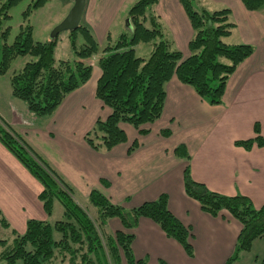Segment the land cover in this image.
<instances>
[{
  "label": "crops",
  "instance_id": "0c3cea01",
  "mask_svg": "<svg viewBox=\"0 0 264 264\" xmlns=\"http://www.w3.org/2000/svg\"><path fill=\"white\" fill-rule=\"evenodd\" d=\"M136 1L85 0L80 24L91 31L100 48L113 45L120 35L128 33L125 21ZM197 2L198 8L208 11L229 9L235 27L225 42L254 48L253 54L227 80L219 105L208 104L173 77L165 87L162 116L146 127L150 133L140 136L134 128L123 125L126 142L99 153L84 141L95 122L110 113L95 97L100 77L98 57L91 63L89 80L66 96L51 118L40 119L30 114L24 103L12 97L9 80L2 92V122L21 134L36 151H41L79 195L87 198L91 190L97 189L112 203L126 208L167 195L170 212L191 229L193 256L189 257L178 243L167 238L155 223L140 219L133 231L132 251L138 260L150 258V264H157L158 260L168 264H224L234 251L240 224L226 212L216 217L206 214L186 195L183 187L186 166L191 178L210 191L226 196L243 195L255 208L264 204V146L242 144L256 137V124L264 139V11H247L241 0ZM73 3H62L64 7L55 14L45 12L52 6L48 0L34 11L33 40H52L51 31L66 17ZM152 13L164 38L186 58L194 31L179 1L158 0ZM166 129L171 133L169 137L160 135ZM131 140L137 141L138 147L129 152ZM181 145L185 146L189 160L174 154ZM102 180L107 186L102 185ZM40 191L41 185L0 144V208L6 220L21 226V233L27 220L46 219L38 200ZM108 229L115 232L121 229V224L111 220ZM253 244L234 264H256L258 257L251 255Z\"/></svg>",
  "mask_w": 264,
  "mask_h": 264
},
{
  "label": "trees",
  "instance_id": "16d2710c",
  "mask_svg": "<svg viewBox=\"0 0 264 264\" xmlns=\"http://www.w3.org/2000/svg\"><path fill=\"white\" fill-rule=\"evenodd\" d=\"M22 0H7L4 8ZM48 0H33L23 12L24 24L12 43H6L9 28L2 32L0 48V75L7 74L18 57L30 56L19 71L11 73V95L21 101L28 112L40 119L51 118L70 93L82 87L90 78L89 59L99 52V44L91 31L80 24L77 30L66 32L74 55L72 61L57 60L56 39L48 42L33 40L29 16L43 7ZM74 1V0H62ZM194 31L188 43L189 55L182 54L164 38L161 25L152 13L158 0H137L129 9V31L113 45L102 49L97 60L100 77L95 97L110 110L105 119H98L84 136L85 143L99 153H106L124 144L126 133L121 124L134 128L140 136L150 133L146 127L162 116L166 98V84L173 78L189 86L210 105L222 103L226 82L238 66L250 57L254 48L248 44H228L235 25L230 21L227 8L208 11L195 6V0H178ZM198 3V2H197ZM247 11H264V0H241ZM81 41V42H80ZM140 43L151 45L147 59L136 56ZM256 137L243 142L264 146L259 126L254 125ZM169 130L160 135L170 136ZM0 143L41 185L38 200L47 217L52 213L54 200L59 201L63 220L50 225L46 220L29 219L25 231L14 232L11 244L0 241V260L5 264H145L134 257L133 231L140 219L155 223L164 235L178 243L184 252L193 256L191 229L182 224L168 209V197L159 195L137 207L126 208L112 203L99 190L88 195V207L81 206L73 188L43 160L25 138L0 120ZM138 147L134 141L129 152ZM174 154L189 160L185 146L175 148ZM103 186L107 182L101 181ZM186 195L195 200L206 214L216 217L226 212L241 228L234 251L224 264H234L241 254L249 252L252 244L264 236V204L255 208L243 195L226 196L210 191L203 183L191 178L189 166L183 171ZM118 220L121 229L111 232L108 222ZM0 224L8 227L0 212ZM54 233L59 235L54 238ZM157 264H168L158 260ZM259 264H264V256Z\"/></svg>",
  "mask_w": 264,
  "mask_h": 264
},
{
  "label": "rangeland",
  "instance_id": "374dc122",
  "mask_svg": "<svg viewBox=\"0 0 264 264\" xmlns=\"http://www.w3.org/2000/svg\"><path fill=\"white\" fill-rule=\"evenodd\" d=\"M6 1L7 0H0V48H1L2 43H3L2 32L4 30H6L7 28H9V34L7 36L6 43H8V44L12 43L14 37L19 32V26L24 24L23 12L26 11V9L29 7V5L31 4V2L33 0H22L17 5L12 6L10 8H7V9L4 8V5H5ZM49 1L52 3L51 9L45 10V12H48V13L52 12V13H55V14H57L58 11L60 13L61 8L64 7L62 5V3L66 2V1L62 2V0H49ZM194 4H195V6H198L197 0L194 1ZM49 8H50V6H49ZM29 20H30V24H32L33 21H35V19H34V17L32 15L29 16ZM125 23H126V21H125ZM57 39H58V42H57V46H56L55 53H54L55 58L57 60H69V61H72L74 59V55H73L72 50L70 48V44H69V40H68V36H67L66 32L60 33L58 35ZM138 45H139L138 47L137 46L135 47L136 56L147 59L148 56H149L148 55V50H150L151 45L150 44H146V43H140ZM102 49L103 48H99V52L89 59L90 63H92L94 60H96L97 57L99 58V56L102 54ZM30 60H32V58L30 56L18 57L17 59H15L12 62L7 74H5V76H3V77H5V79L2 78V75H0V113L2 112V106H3L2 92H5V90H6V87H5L4 84H6V81L9 80V76L11 75V73L19 71ZM0 120H1V118H0ZM121 125L129 126L127 124H121ZM131 142H132V140L129 143L130 145L132 144ZM45 147L48 150H53V148H49L46 145H45ZM38 154L43 160H45V156H44V154H42L41 151H40V153L38 152ZM51 154H52V156H54L55 152H52ZM54 158L57 161H59L58 157L57 158L54 157ZM46 163H47V161H46ZM47 164L50 167H52V168H54L56 170L58 169L57 167L55 168L52 165L53 163L52 164L47 163ZM60 176L67 182V180L62 175H60ZM73 190H74V196L77 199L78 203L81 206L88 207L90 213H92L94 211V209L89 206L88 199H87L88 197L84 198L83 196L79 195V193H78V191L76 189H73ZM1 209L2 208H0V212H1V215L3 216V213H2ZM63 219H64V217H63L62 207H61L59 201L54 200L52 213H51V215L49 217L46 216L45 220L50 225H53L56 221H60V220H63ZM6 221L8 223V227H3L0 224V241H4L5 242L4 246H8V245L11 244V241L14 238V232L17 233V234H20L23 231L21 226H19L17 224L15 225L14 221H10L8 219ZM54 238L58 239L59 235L57 233H54ZM261 239L257 240V242H255L253 244L254 245L253 246L254 250H253L251 255H253V258L254 257H258V258H255V260H257L256 264H259L261 259L264 256V238H263V240H261ZM1 248L2 247L0 245V250H1ZM147 259H148V261H147ZM147 259L146 260L144 259L145 260L144 261L145 264H150L149 263V259L150 258H147ZM0 264H5V262L0 260ZM109 264H112V262L110 261ZM122 264H125V263L122 262Z\"/></svg>",
  "mask_w": 264,
  "mask_h": 264
},
{
  "label": "water",
  "instance_id": "95a60500",
  "mask_svg": "<svg viewBox=\"0 0 264 264\" xmlns=\"http://www.w3.org/2000/svg\"><path fill=\"white\" fill-rule=\"evenodd\" d=\"M85 7V0H74L73 6L66 17L51 31L50 38L56 39L60 33L72 32L80 26L82 13ZM127 27L129 21L126 20Z\"/></svg>",
  "mask_w": 264,
  "mask_h": 264
}]
</instances>
